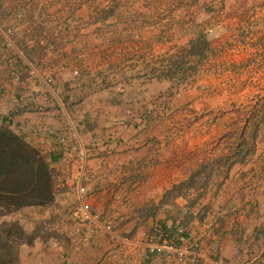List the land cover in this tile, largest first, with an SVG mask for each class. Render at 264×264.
Wrapping results in <instances>:
<instances>
[{
  "label": "crops",
  "instance_id": "0c3cea01",
  "mask_svg": "<svg viewBox=\"0 0 264 264\" xmlns=\"http://www.w3.org/2000/svg\"><path fill=\"white\" fill-rule=\"evenodd\" d=\"M209 25L219 33L208 37L215 52L185 58L184 78L165 77ZM2 28L13 29L16 48L4 49L0 34V116L28 104L10 118L11 127L36 145L43 140L44 152L59 154L54 201L40 211L26 209L49 219L51 230L32 242L24 234L9 250L19 264L168 261L163 254L135 259V250L123 251L73 215L75 185L66 178L79 172L63 164L55 139L72 121L88 150L87 199L98 212L114 215L126 235L164 225L151 216L139 222L140 207L257 123L243 161L211 177L192 205L193 190L177 202L192 211L189 228L210 255L223 264H264V0H0ZM27 59L53 77L58 98L27 75ZM256 71L260 81L243 85ZM14 72L20 81L12 79ZM5 75L12 84L1 79ZM204 221L211 236L202 233ZM33 226L26 229L31 233Z\"/></svg>",
  "mask_w": 264,
  "mask_h": 264
},
{
  "label": "trees",
  "instance_id": "16d2710c",
  "mask_svg": "<svg viewBox=\"0 0 264 264\" xmlns=\"http://www.w3.org/2000/svg\"><path fill=\"white\" fill-rule=\"evenodd\" d=\"M211 50L207 33L201 31L197 39L182 50L179 59L173 62L175 69L167 71L164 76L170 79L184 78L180 72L184 71L185 58L201 59ZM194 66L192 64L189 67ZM24 105L28 104L18 105L0 116V225L23 210L27 211L28 208L40 211L50 206L57 189L59 171L54 163L59 160V154L44 152L40 145L27 140L10 125L12 116L26 110ZM256 129L257 123L252 125L246 135L244 130H241L236 140L231 141L225 151L204 157L184 177L164 187L157 201H150L140 207L139 222H146L150 216L158 217L155 221L157 224L174 225L177 222H188L189 216L182 214L177 198H185L190 190H193L194 194L187 200V204L192 205L204 192L215 170L220 175H225L235 162L243 161L253 149ZM161 214L164 215L163 218H159ZM32 218L33 231L27 242H32L38 235H47L51 230L49 219L45 220L37 215H33ZM15 221L20 225L17 220ZM149 227L154 229L157 225ZM0 264H19L18 259L10 255L1 234Z\"/></svg>",
  "mask_w": 264,
  "mask_h": 264
},
{
  "label": "built area",
  "instance_id": "2783aa9c",
  "mask_svg": "<svg viewBox=\"0 0 264 264\" xmlns=\"http://www.w3.org/2000/svg\"><path fill=\"white\" fill-rule=\"evenodd\" d=\"M209 32H212L211 29H209ZM0 34L3 37L2 47L4 49L16 48L12 28H2ZM25 64L29 77L38 79L41 83L48 85L55 97L60 96L59 90L53 82V77L40 70L36 61L27 59ZM78 73L77 68L72 69L73 75L77 76ZM12 79L15 82L20 81V73L14 72ZM77 124L76 121H72L64 130H58L55 135L56 141L61 145L63 164L66 165V168L70 164H75L79 172L75 177L67 176L66 178V181H71L75 185V196L71 199V202L75 204L74 216L94 228L104 231L109 241L119 243L123 247V251L135 250V259L163 254L168 260L166 264H223L221 259L210 255L203 248L200 240L193 236L187 222H177L174 225L167 223L158 225L154 230L143 229L138 235H126L120 233L117 229L114 215L103 214L93 209L87 199V188L82 181L83 176L86 175L88 150L79 137ZM43 142V140H40L39 145L42 146ZM191 212L186 207L182 208V214ZM202 227V233L205 236H211L212 230L208 223L204 221ZM84 239H86V236Z\"/></svg>",
  "mask_w": 264,
  "mask_h": 264
},
{
  "label": "rangeland",
  "instance_id": "374dc122",
  "mask_svg": "<svg viewBox=\"0 0 264 264\" xmlns=\"http://www.w3.org/2000/svg\"><path fill=\"white\" fill-rule=\"evenodd\" d=\"M209 29H211L212 32H209ZM203 32H206L208 37H214V38L219 37V33L215 32V30L210 25L204 28ZM214 52H215V48H212V50L209 51V53H214ZM254 63L259 66L258 61H254ZM2 65H4V63H2ZM258 66L253 65L252 70H256L254 67H258ZM261 75L262 73H259V71L258 72L256 71V73L254 74L249 73L247 77L245 76L246 81H244L243 85L247 83L256 85L258 81H260ZM10 76L11 75H5L4 77H1V79H5L7 83L12 84L10 80L11 78ZM259 98L260 97L257 96V98L255 99L257 100L255 104L258 103V101H260ZM247 116L248 114L243 113V115L241 116V119H245ZM219 174L220 173L217 170H215L212 174V177L217 176ZM15 220H17L20 223V225L17 224ZM31 222H33L32 213L23 210L22 213L18 215H14L12 219H7L6 222L0 225L1 238L4 239L8 251L9 250L12 251L13 249H16V245L19 244L21 240H25L26 235L30 234V232L26 228H27V225ZM24 229L26 230L24 231ZM8 235L14 236L12 239H15V241L9 238Z\"/></svg>",
  "mask_w": 264,
  "mask_h": 264
}]
</instances>
